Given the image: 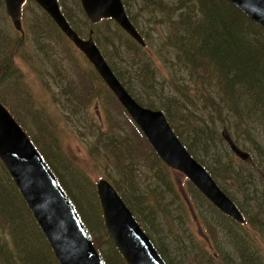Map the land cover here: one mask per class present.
I'll return each mask as SVG.
<instances>
[{"label":"trees","instance_id":"trees-1","mask_svg":"<svg viewBox=\"0 0 264 264\" xmlns=\"http://www.w3.org/2000/svg\"><path fill=\"white\" fill-rule=\"evenodd\" d=\"M122 1L130 20L143 36L146 45H140L113 19H103L101 21L108 23L113 21L117 25L118 32H115V36L120 37L122 44V47L115 46L112 38H107V43L113 44L114 50L111 58L108 50L101 45L104 57L122 84L140 104L164 111L178 137L228 195L230 194L227 187L236 183V186L242 190L245 202L232 199L244 214H248L246 222L239 224L224 215L193 185L197 195L208 203L213 213L211 217L213 220L209 218L204 221L211 228L207 230L210 247L202 248L192 241L183 245L182 238L188 239L191 236L188 237L190 234L187 232L179 235L178 230L175 232V225L172 223L174 219L171 210H175L172 209L174 203L178 204L179 209L184 206L178 202L180 196L173 185L170 168L159 158L145 135L117 102L114 94L91 64V69L86 70L80 64L74 63L79 73L70 72L61 79L65 86L76 80L74 76L76 74L80 79L75 89L72 88L69 92V87H66L64 92L62 91L63 116H59V119L62 117L65 119L64 129L68 132L69 126H75V129L80 128V134L83 136L82 128L85 125L93 140L91 147L107 169V178L146 228V221L156 230L159 226L155 220L158 211L149 202V198H153L157 205L170 206L167 214L168 232L172 234L170 246L177 247V251L187 260L186 264H264V250L259 241L264 236V194L263 191L249 185L251 183L246 181L245 176L248 173L253 177L255 173L258 178L264 179L262 165L264 162V27L250 19L229 0H133L137 6L134 7V12L138 18L141 19L144 12L148 11L157 26L160 23L168 25V33L164 35L163 44L166 51L173 53L175 57V63L171 62L168 66V77L155 66L148 52L145 56H141L140 51L148 46V38L139 27L129 0ZM59 3L71 25L80 34L81 30L75 26L72 14H68L64 9L63 2L59 0ZM81 10L87 17L82 5ZM44 14L46 24H51L53 27L50 26L49 30L41 32L40 42L49 46L50 42L45 41L47 35L60 40L64 45L65 42L62 40L64 38L70 44V47L66 44L67 49L71 51L73 47L77 51L78 49L49 15L46 12ZM40 22L41 29H44L43 21ZM88 23L90 24L89 19L85 20L84 24L90 30L93 29L94 25L89 26ZM6 34L7 31L0 28V48H2L0 59L11 46L9 42L4 41ZM97 34L95 30L94 36L97 37ZM12 40L14 39L8 36L7 41L12 42ZM52 56L56 55L52 53ZM52 61L55 70L66 72L67 68L63 60L56 58ZM7 63L10 66L13 61ZM5 71L7 68L0 65V79H4ZM12 83L6 87H9V93L18 95V89H15ZM19 83L22 82H16L17 88ZM139 87H146L151 94L163 100V104L156 105L153 101L139 97L135 93V89ZM106 91L116 100L118 109H121L129 125H122L118 123L119 119L115 120L119 113L117 116L114 115L109 102H105L104 110L107 116L106 128L92 125L88 106L93 100H100L102 104ZM33 105L31 104L34 112L33 122L40 131L38 137L45 142L44 147H41L36 136L30 132L29 136L68 197L75 203L105 264H127L108 235L102 210L99 209L97 202L92 200L95 194L90 183H87V178L72 180L68 176L72 170L60 172L54 159L50 158L52 154L58 162V153L61 154L58 143L61 123H58L52 114H47L46 109L43 111ZM13 115L17 121L23 123L18 114ZM54 121L58 124V129ZM129 126L133 129L132 135ZM224 128H227L238 146L250 151L248 152L251 154L253 164L243 161L248 165L240 163L238 165L234 153L222 135ZM137 140L144 142L145 148H141ZM256 155H259V161L255 159ZM144 167L149 171L151 169L152 174L150 178H144L142 181L140 169ZM2 172L7 178L4 184L0 176V258L3 264H59L34 216L31 217V220L34 219L32 222L23 210H18L16 204L22 205L21 193L3 165ZM168 194H171L172 199L166 202ZM81 197L82 204L77 201ZM88 197L91 198L87 201ZM258 198L259 200L256 201ZM252 200L256 202L253 203ZM249 221L254 222V225H248L252 227V231L245 230L240 234L235 230L234 226L244 228ZM220 226H224V229H220ZM1 228L11 230L14 236L12 246L5 240ZM95 229L102 232L93 235L96 233ZM253 232H256L260 239L257 235L253 236ZM149 235L168 264H180L170 253L171 247L165 248L162 243L158 244L151 234ZM105 245H108V251L103 248Z\"/></svg>","mask_w":264,"mask_h":264},{"label":"water","instance_id":"water-1","mask_svg":"<svg viewBox=\"0 0 264 264\" xmlns=\"http://www.w3.org/2000/svg\"><path fill=\"white\" fill-rule=\"evenodd\" d=\"M25 0H4L16 30L23 32L22 6ZM91 23L113 19L142 46L146 42L130 20L122 0H80ZM245 15L264 27V0H229ZM67 38L94 66L123 108L148 139L160 159L183 173L221 212L239 223L245 222L238 205L218 185L178 137L164 111L140 104L125 88L96 44L93 30L82 37L71 25L58 0H35ZM222 135L231 151L251 161L227 128ZM0 159L14 180L59 264H105L74 204L25 129L0 102ZM97 194L104 224L113 244L127 264H168L157 250L133 211L107 178L97 182Z\"/></svg>","mask_w":264,"mask_h":264},{"label":"rangeland","instance_id":"rangeland-1","mask_svg":"<svg viewBox=\"0 0 264 264\" xmlns=\"http://www.w3.org/2000/svg\"><path fill=\"white\" fill-rule=\"evenodd\" d=\"M60 2H63L64 9L68 12V14H72L75 26L81 30L79 31L80 35L83 37H87L89 35L88 31H90V29L87 27V25L84 24L85 20L88 19L87 17H85L81 10L80 0H60ZM129 5L131 6L133 13L136 14L134 12V7L136 6V4H134V1L129 0ZM43 11L44 10L34 0H26L23 6L22 14L25 36L22 37L20 32H18L13 25L12 20L7 13L4 1L0 0V28L7 31L8 33L6 34L7 37H4V41L11 44L9 51H7L0 59V65H2L3 68H7V71H5L3 74L4 79H0V102L10 111L11 114L16 113L19 115V119L23 123L21 124L19 121L18 122L22 125V127L24 125L23 128L28 134L30 132L32 135L38 138L37 140L42 145H40L41 147H44L45 142L38 137V133L40 134V131L33 122L34 112L32 110L31 104L33 105V103H35L33 106L40 107L39 109L43 111H45L46 109L47 114H52L54 119L58 123H61L59 124L60 129L58 131V143L60 144L61 151L59 150V148H57V150L58 152L60 151L62 155L58 153V162L52 154H50V158L54 159V161L56 162L55 165L59 168L60 172L65 170L69 172L72 170L70 173H68V176L72 180L78 181L81 179H85L86 177L87 183H90V187L93 188V192L95 194L92 196V200L93 202L96 201L99 209H101L97 194V182L101 178H107V169L104 168L102 161L99 160L96 152L94 153L91 147V143L93 142V140L91 135H89L90 132L86 129L85 125L82 128L83 136H81L80 134V128L75 129V126H69L67 132L64 129L65 119L63 117L59 119V116H63L62 101L64 98L62 99V93L64 92L66 87H69L68 90L70 92L72 88L78 86V82L80 80L76 74L74 75L76 77V80L74 79L71 84L65 86L66 84H63L61 82V79L63 78V76L69 75L70 72L79 73L78 67L76 66L77 64H80L82 68H85L86 70L91 69L92 64L79 50L76 51L73 47H71L72 50L69 51V49H67L66 47V44L68 47H70V44H68V42L64 38H62V40L65 42L64 45L60 40L51 38L47 35L45 36V38L47 39L45 41L50 42L49 46H46L40 42L39 36L42 35L41 32L49 30L50 26L53 27L51 24H46V16L44 14L45 11ZM135 17L138 20L139 27L143 30L144 35L148 38V46L140 51V54H142L141 56H145V53L148 52L152 56L155 62V66L158 67L164 73V75H167L169 77L168 66L171 62L175 63V57L173 53L166 51L167 49L163 44L164 35L168 33V25L166 23H160L157 26V23L155 24L154 20L150 18L148 11L144 12L141 19L137 17V14L135 15ZM40 20H42L44 23V26L42 27H45L44 29H41L40 27ZM88 25H94L92 26L94 27L93 31L96 30L98 32L97 37L94 36L95 41L97 42L98 46H100L101 50L102 47H105L108 50L109 56L112 58V51L114 50V46L113 44L107 43V38H112L115 46L122 47V44L120 43L121 41L119 40L120 37L115 36V32H118L117 25L113 21L109 23L107 21H101L98 22V24H93L90 22V24L88 23ZM8 36L10 39L13 38L14 40H12V42L7 41ZM51 46L52 52H50ZM0 52H2V48H0ZM52 53L56 56H52ZM51 57L52 59H50ZM56 58L65 62L67 68L66 72L55 70V66L52 60ZM7 61H13V63L8 66ZM20 81L22 83H19V87L17 88L16 82ZM11 82H13L12 86L15 89H18V95L9 93V87L6 86H8V84H10ZM135 93L144 100L153 101V103H155L156 105L163 104V100L151 94L149 90L146 89V87L136 88ZM114 100L115 99L108 93V91H106L104 102L102 104L100 100L92 101V103L88 106L90 116H92V119L90 120L92 125L96 124L102 129L106 128L107 123L105 118L107 116L105 115L104 111L106 105L105 102L110 103V105L112 106V112L115 116H117L119 113L118 118H115V120L119 119L118 123L120 122L122 125H129V122L121 112V109H118V99L116 98L117 102L116 100ZM59 112L61 114L58 115ZM56 128L58 129L57 123ZM129 128L130 134L132 135L133 129L131 126H129ZM137 142L139 143L141 148H145L146 145L144 142L139 140H137ZM137 148L141 150L138 145ZM234 156L236 162H238V165L239 163L245 166L248 165L244 164L245 162L243 163V161L239 159L235 154ZM255 159L259 161V155H256ZM1 164L3 165V163H0V176H2V183L5 184V180L7 181V178L2 172ZM262 165L264 166V162L262 163ZM142 169H144V171H142ZM142 169H140V173L142 175L143 181L144 178L147 179L151 177L152 170L150 169L149 171V169L146 167ZM80 170L82 172H80ZM170 170L173 185L180 196V200H178V202H180L184 206V208L180 207V209L178 208L177 203H174V205L172 206V209H175L171 210V215L174 219L172 223L175 225V232L178 230L179 235H184L185 232L190 234L188 235V237L191 236L190 238H182L184 241L183 245H186L187 243H190L192 241L194 243H197V245L201 246L202 248L210 247L207 238V230L211 228L210 225H206L204 221L205 219H209L213 216L211 208L204 199L200 198L197 195L196 188L193 186V184L189 183L190 181L188 182L187 177L183 173L171 168ZM67 172L64 174V176L67 174ZM245 176L246 181H249L251 183L249 185H253L258 190L263 191L262 194H264V179L258 178L255 173L253 177H250L248 173H246ZM227 188H229V194L232 198H234L235 201L239 202L243 200L245 202V197L243 198V195L241 193L242 190H240L236 186V183H232L231 186H228ZM20 198L22 201V205L19 206V204H16L18 205V210H23L31 220V217H33L31 210L22 194L20 195ZM89 198L91 197H88L86 200L88 201ZM170 199H172V196L171 194H168L166 202H168ZM258 200L259 198L256 199V201ZM77 201L82 204V197L80 199H77ZM256 201L252 200L253 203ZM149 202L153 204V206H155V209L158 211L155 220L158 222L159 226L156 230L148 221H146V226L149 229L150 233L143 224L142 226L149 234H151V236L158 242V244L161 245L162 243L165 248L168 249V247H171L170 242L172 241V234L168 232L169 220L167 215L170 206L167 204L157 205L155 204L153 198H149ZM243 204L246 205L245 203ZM84 206H86V203L84 204ZM244 215L246 217L248 214ZM19 220H21V218ZM31 221L34 222V219H32ZM251 224L254 225V222L249 221V223L246 224L244 228L236 226L234 227L235 230L239 231V233L241 234L245 230L250 231L252 227L248 225ZM257 228H259V225H257ZM220 229H224V226H220ZM94 231L96 233H94L93 235L102 232L101 230L97 229H95ZM1 233L4 236L5 240L12 246L14 236L11 230L7 228H1ZM253 233V236L257 235L256 232ZM257 237L258 239H260V236L257 235ZM263 237L259 241H261V247L264 250ZM185 242L187 243L185 244ZM107 247L108 245H105L103 248L108 251ZM170 253L178 259L180 264L188 263L187 260L184 259L183 255L177 251V247H171ZM0 264H3V260H1V258Z\"/></svg>","mask_w":264,"mask_h":264},{"label":"flooded vegetation","instance_id":"flooded-vegetation-1","mask_svg":"<svg viewBox=\"0 0 264 264\" xmlns=\"http://www.w3.org/2000/svg\"><path fill=\"white\" fill-rule=\"evenodd\" d=\"M22 23H23V21H22ZM23 27H24V26H23ZM24 30H25V29H24ZM24 30H23V32L17 30L18 32H20V34H21L22 37L25 36V31H24Z\"/></svg>","mask_w":264,"mask_h":264}]
</instances>
